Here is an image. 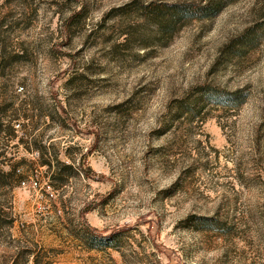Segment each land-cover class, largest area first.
<instances>
[{"label": "rangeland", "instance_id": "rangeland-1", "mask_svg": "<svg viewBox=\"0 0 264 264\" xmlns=\"http://www.w3.org/2000/svg\"><path fill=\"white\" fill-rule=\"evenodd\" d=\"M0 264H264V0H0Z\"/></svg>", "mask_w": 264, "mask_h": 264}, {"label": "trees", "instance_id": "trees-1", "mask_svg": "<svg viewBox=\"0 0 264 264\" xmlns=\"http://www.w3.org/2000/svg\"><path fill=\"white\" fill-rule=\"evenodd\" d=\"M221 4L222 2L218 1V2L208 3L207 5H198L194 3L164 5L163 9H168L167 11L172 12V13H169L170 15L169 19H167L168 17L165 16L163 19L164 20L163 22H167V21L170 22L171 21L170 18L176 19L177 16H179L178 14H181L180 18H184L183 16H185L186 18H190V19H205V18L215 15L220 10ZM151 7H153V4L147 6L148 9H151ZM161 28L163 29V27ZM84 225L87 226L85 222H84ZM86 228L90 230L89 227H86ZM91 231L92 233L94 232V234L96 233L94 230H90V232Z\"/></svg>", "mask_w": 264, "mask_h": 264}]
</instances>
